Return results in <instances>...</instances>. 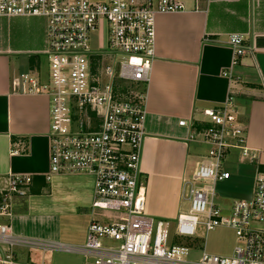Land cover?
Masks as SVG:
<instances>
[{
    "label": "built area",
    "instance_id": "1",
    "mask_svg": "<svg viewBox=\"0 0 264 264\" xmlns=\"http://www.w3.org/2000/svg\"><path fill=\"white\" fill-rule=\"evenodd\" d=\"M185 10L179 0H0V18L46 21L43 53L50 82L28 76L24 84L29 93L50 101L46 181L67 175H88L95 181L93 215H105L94 216L85 246L75 250L91 264H264V172L255 177L252 198L235 202L228 216L215 203L216 184L231 178L223 168L231 151L238 150L242 162L257 161L239 120L234 90L221 108L204 111L209 127L194 129L190 136L208 145L209 152L184 180L189 210L173 228V236L180 239H203L210 231L228 228L236 236L233 255L204 252L199 261L188 262L169 247V222H156L146 214L141 160L147 93L138 85H148L156 60V16ZM104 28L108 50L102 53L92 49L90 40ZM228 47L232 67L249 50L241 35H231ZM111 56L115 68L104 64ZM32 181L26 175L9 177L8 188L0 191V218L11 221L15 198L24 196ZM11 231V225L0 224V264H30L16 261L13 247L18 240Z\"/></svg>",
    "mask_w": 264,
    "mask_h": 264
},
{
    "label": "crops",
    "instance_id": "2",
    "mask_svg": "<svg viewBox=\"0 0 264 264\" xmlns=\"http://www.w3.org/2000/svg\"><path fill=\"white\" fill-rule=\"evenodd\" d=\"M179 1L185 4V11L156 16V60L148 85H138L147 93V135L141 160L146 214L156 221L169 222L171 230L179 215L189 210L184 180L193 176L209 152L208 145L193 142L190 136L194 129L209 127L204 111L221 108L231 90L236 93L239 120L257 161L242 162L237 150L239 163L249 168L242 167L238 174L225 169L231 178L216 184L246 192L243 184L251 177L249 192L242 194L244 200L231 198L228 214L235 202L252 198L255 177L259 171L264 172V0ZM231 35H241L249 48L235 67L228 47ZM45 42L44 19L0 18V191L8 188L11 175L31 176L32 184L24 190V196L15 198L13 208L18 202L27 213L28 197L42 193L50 183L45 179L50 171V101L44 95L29 93L28 83L24 84L28 76L41 83L47 81L49 76L44 77L42 72L46 61L49 65L43 53ZM181 121L187 126H181ZM68 176L85 175L62 177ZM91 179L89 198L94 201L95 181ZM76 189L72 220L60 219L57 232L52 231L53 238L32 236L36 225L28 228V223L12 229L18 240L13 247L17 262L91 264L75 250L85 246L94 216L100 218L105 213L96 211L93 215V201H80L87 198L85 188ZM216 199L217 194L215 203L223 212ZM76 209L81 213L76 214ZM27 218L28 214L20 217Z\"/></svg>",
    "mask_w": 264,
    "mask_h": 264
},
{
    "label": "rangeland",
    "instance_id": "3",
    "mask_svg": "<svg viewBox=\"0 0 264 264\" xmlns=\"http://www.w3.org/2000/svg\"><path fill=\"white\" fill-rule=\"evenodd\" d=\"M101 1L105 0H91V2ZM107 35L108 31L106 28H104L102 31L94 33L91 36L90 44L94 51L102 53L107 52ZM104 64L107 67L115 68L116 60L114 56H111L109 59H107ZM42 72L44 77L49 76L47 81L42 84H48L50 82V65L47 64V61L43 65ZM105 84H107V81L105 82ZM232 151L233 153L231 154V156H229L224 161L223 168L230 170L233 174H238V171L242 167L243 169H248V165L242 166L239 163L238 151ZM91 183L92 179L87 175L79 177L68 176L57 179L53 178V180L48 183L42 193L28 197V205L30 204L28 213L24 210H21V204L17 202L15 204L11 222L9 221V219L0 218V224L11 225L12 229L15 230L18 227L25 226V223H28V228L36 225L33 228V232L30 233L32 236L53 238L54 232L52 231L57 232L56 227L60 219L63 218L64 220H72L70 214L71 212H73L72 206L77 199V186L85 188V192L87 195L86 199L80 198V201L85 204H92L93 199L89 198L92 190ZM226 186L227 185L223 183H219L216 186V202L221 205L223 209L222 215L225 217L229 215L226 210L229 209V206L231 205V198L244 200L245 197H243V195L247 194L246 192H249L251 188V177L250 179L248 178L243 184L246 192L240 188L228 189ZM187 211L188 209L185 212ZM74 212H76V214L81 213L77 209L74 210ZM27 214V219H20V217H23V215ZM51 228L53 229L51 230ZM170 234L171 238L169 241V247L177 248V252H180L184 259L188 262L199 261L202 258L204 252L209 255L231 257L236 248V236L234 231L225 227L210 231L203 239L175 238L173 236V230L170 231Z\"/></svg>",
    "mask_w": 264,
    "mask_h": 264
}]
</instances>
